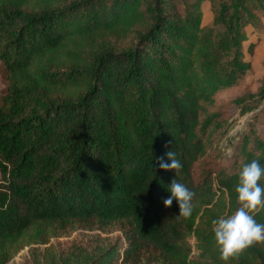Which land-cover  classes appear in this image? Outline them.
Instances as JSON below:
<instances>
[{"label":"trees","instance_id":"1","mask_svg":"<svg viewBox=\"0 0 264 264\" xmlns=\"http://www.w3.org/2000/svg\"><path fill=\"white\" fill-rule=\"evenodd\" d=\"M262 17L264 0H0V263L33 227L95 219L118 225L124 244L47 248L35 264H225L212 221L239 207L242 165L264 167V75L255 92H220L250 69L246 26ZM230 103L252 111L232 160L195 175ZM169 150L177 173L156 164ZM173 180L195 192L188 218L163 204ZM227 264H264V243Z\"/></svg>","mask_w":264,"mask_h":264},{"label":"rangeland","instance_id":"2","mask_svg":"<svg viewBox=\"0 0 264 264\" xmlns=\"http://www.w3.org/2000/svg\"><path fill=\"white\" fill-rule=\"evenodd\" d=\"M204 24L211 21V12L207 2L203 4ZM248 38L244 41L245 58L250 61V69L241 77L237 83L224 91L220 96L225 99H233L246 91H257L260 80L264 75V17L258 26L247 25ZM253 43L251 50L248 45ZM7 86L6 74L3 64L0 62V95ZM249 100V98H248ZM252 111L241 114V109L235 103H230L225 118L226 128L216 137L214 146L207 154L195 162L194 173L200 174L204 167H215L218 164L229 165L232 160L233 143L239 131L245 126ZM261 134L264 136V118L256 122ZM231 153V156L228 155ZM214 188L217 186L214 184ZM206 223L204 207L192 215L194 231L189 237L191 253H197L196 232ZM119 226L116 224L102 225L95 219L92 220H65L60 224L50 226L45 231L41 227H33L24 233L19 239L7 244L9 248L7 264H35V258L49 250L63 249L67 246L81 247L87 249H104L107 246L119 242L124 244ZM2 264V263H0Z\"/></svg>","mask_w":264,"mask_h":264},{"label":"clouds","instance_id":"3","mask_svg":"<svg viewBox=\"0 0 264 264\" xmlns=\"http://www.w3.org/2000/svg\"><path fill=\"white\" fill-rule=\"evenodd\" d=\"M231 156V153H228ZM164 157H157L156 164L164 171L179 172L182 163L176 153L169 150ZM170 161V162H168ZM264 177V167L259 160L244 163L240 169L238 185L235 188L239 207L230 215L212 221V231L220 260L225 264L246 249L264 243V224L258 223L255 214L264 209V187L259 184ZM171 195L163 201L165 207L178 203L180 217L188 218L193 211L192 201L195 192L182 183L173 180L169 186Z\"/></svg>","mask_w":264,"mask_h":264}]
</instances>
